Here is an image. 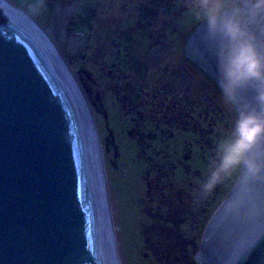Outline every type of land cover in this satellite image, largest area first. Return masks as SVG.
Instances as JSON below:
<instances>
[{"label": "rangeland", "instance_id": "rangeland-1", "mask_svg": "<svg viewBox=\"0 0 264 264\" xmlns=\"http://www.w3.org/2000/svg\"><path fill=\"white\" fill-rule=\"evenodd\" d=\"M14 1L42 23L88 93L122 263L200 264L206 225L239 174L200 194L208 156L234 118L213 109L224 104L219 89L184 58L199 25L184 0H45L38 13L32 0Z\"/></svg>", "mask_w": 264, "mask_h": 264}, {"label": "water", "instance_id": "water-1", "mask_svg": "<svg viewBox=\"0 0 264 264\" xmlns=\"http://www.w3.org/2000/svg\"><path fill=\"white\" fill-rule=\"evenodd\" d=\"M13 1L0 0V264H120L85 88L42 23ZM185 54L215 78L200 24ZM262 234L264 180L246 189L239 174L206 225L197 261L264 264Z\"/></svg>", "mask_w": 264, "mask_h": 264}, {"label": "clouds", "instance_id": "clouds-1", "mask_svg": "<svg viewBox=\"0 0 264 264\" xmlns=\"http://www.w3.org/2000/svg\"><path fill=\"white\" fill-rule=\"evenodd\" d=\"M215 60L223 103L234 113L209 154L201 195L240 174L250 189L264 180V0H184ZM45 0H32L38 13ZM239 198L229 202L238 207Z\"/></svg>", "mask_w": 264, "mask_h": 264}, {"label": "trees", "instance_id": "trees-1", "mask_svg": "<svg viewBox=\"0 0 264 264\" xmlns=\"http://www.w3.org/2000/svg\"><path fill=\"white\" fill-rule=\"evenodd\" d=\"M190 34V33H189ZM189 34H187V37H186V41H187V38H188V36H189ZM186 41H185V45H186ZM184 58H185V60L186 61H188L191 65H193L194 67H196V69H198V70H200L203 74H205L207 77H208V79H209V87L210 88H212V90L214 91V92H216L219 88H218V86H217V82H216V80H215V78H213V77H211L205 70H203L200 66H199V64L197 63V62H195V61H193L192 59H190L186 54H185V49H184ZM215 87V88H214ZM216 88H217V90H216ZM219 92H217V94H218V97H220V99H221V101H222V103H223V100H222V97H221V93H220V90H218ZM183 103V102H182ZM186 106H188V104L187 103H184ZM183 104V105H184ZM191 107V108H190ZM190 107H189V109L191 110V111H195V112H197V111H199L200 112V110L199 109H197L196 107H194V105L193 104H191L190 105ZM201 109V108H200ZM213 109H216V110H221V109H223V110H227L226 109V106L223 104V107H219V106H215ZM213 109L212 110H210V111H213ZM191 111H189V112H191ZM202 111V110H201ZM229 112V113H228ZM211 116H214V115H211ZM227 116H230V119H231V117H233L234 118V113L228 108V110H227ZM178 118L180 117V115L179 116H177ZM187 117H190V116H188L187 115ZM215 117V116H214ZM213 118V117H212ZM172 120H175V118H173ZM178 120V119H177ZM239 176V175H238ZM238 178V177H237Z\"/></svg>", "mask_w": 264, "mask_h": 264}, {"label": "bare ground", "instance_id": "bare-ground-1", "mask_svg": "<svg viewBox=\"0 0 264 264\" xmlns=\"http://www.w3.org/2000/svg\"><path fill=\"white\" fill-rule=\"evenodd\" d=\"M58 45V44H57ZM58 47H59V45H58ZM60 48V47H59ZM61 49V48H60ZM61 51H62V49H61ZM62 53H63V51H62ZM64 54V53H63ZM65 56V55H64ZM66 57V56H65ZM77 75H78V73H77ZM79 76V75H78ZM79 79H80V76H79ZM80 81H81V79H80ZM81 84L83 85V82L81 81ZM83 87H84V85H83ZM85 88V87H84ZM85 92H86V96H87V100H88V103H89V105H90V102H89V96H88V93H87V91H86V89H85ZM90 108H91V105H90ZM91 110V112L93 111L92 110V108L90 109ZM92 114V117H93V121H94V123H95V117L93 116L94 114H93V112L91 113ZM95 126H96V124H95ZM96 129H97V126H96ZM97 132H98V130H97ZM99 135V134H98ZM100 144H101V142H100ZM101 150H102V146H101ZM102 156H103V151H102ZM103 162H104V158H103ZM104 168H105V162H104ZM105 175H106V169H105ZM106 181H107V176H106ZM107 187H108V184H107ZM108 193H109V189H108ZM109 199H110V195H109ZM110 205H111V203H110ZM111 211H112V218H113V223H114V217H113V210H112V206H111ZM114 228H115V233H116V226H115V223H114ZM116 244H118V240H117V235H116ZM117 250H118V246H117ZM118 255H119V260H120V264H123L122 263V260H121V258H120V254H119V250H118Z\"/></svg>", "mask_w": 264, "mask_h": 264}, {"label": "flooded vegetation", "instance_id": "flooded-vegetation-1", "mask_svg": "<svg viewBox=\"0 0 264 264\" xmlns=\"http://www.w3.org/2000/svg\"><path fill=\"white\" fill-rule=\"evenodd\" d=\"M13 1V0H12ZM14 2V1H13ZM15 3V2H14ZM15 5L19 8V10H20V12H22V13H24V14H29L31 17H32V15L30 14V13H28L25 9H23L22 7H20V5H18L17 3H15ZM28 15V16H29ZM29 16V17H30ZM33 18V17H32ZM34 19V18H33Z\"/></svg>", "mask_w": 264, "mask_h": 264}, {"label": "snow or ice", "instance_id": "snow-or-ice-1", "mask_svg": "<svg viewBox=\"0 0 264 264\" xmlns=\"http://www.w3.org/2000/svg\"><path fill=\"white\" fill-rule=\"evenodd\" d=\"M261 236H264V234H262ZM261 236L259 237V240H260Z\"/></svg>", "mask_w": 264, "mask_h": 264}]
</instances>
